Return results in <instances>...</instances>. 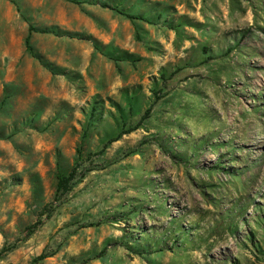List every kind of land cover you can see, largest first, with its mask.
Instances as JSON below:
<instances>
[{
	"label": "rangeland",
	"instance_id": "obj_1",
	"mask_svg": "<svg viewBox=\"0 0 264 264\" xmlns=\"http://www.w3.org/2000/svg\"><path fill=\"white\" fill-rule=\"evenodd\" d=\"M73 1L0 0V264H264V0Z\"/></svg>",
	"mask_w": 264,
	"mask_h": 264
},
{
	"label": "trees",
	"instance_id": "obj_2",
	"mask_svg": "<svg viewBox=\"0 0 264 264\" xmlns=\"http://www.w3.org/2000/svg\"><path fill=\"white\" fill-rule=\"evenodd\" d=\"M67 1H70L72 3H76L75 1L73 0H67ZM112 10L116 11L118 14L126 17L127 19H130V20H140V21H144L146 22V19L145 17L141 16V15H131V14H128L124 11H121L119 9H116V8H112ZM26 44V48L29 50V46H28V39L26 40L25 42ZM236 45L234 44L233 47H229L226 49V51L224 53H218L216 55H214L213 57H211L210 59H217L221 56H228L233 49H236L235 47ZM180 70V69H178ZM163 97V95H160L159 93H154V99H153V103H156L157 101H159L161 98ZM150 111L151 109L148 108L144 111V113L142 114V116L140 117L139 121L131 126V127H128L127 129H125L124 131L120 132L117 136L109 139L108 141H106L101 149L96 152V153H93L91 156L93 157H98L100 156L104 151L105 149L107 148V146L112 143V142H115L117 140H119L123 135H127V134H130L132 133L133 131H136L137 129L140 128L141 126V123L143 121H145L148 117H149V114H150ZM90 171H93V169L91 168H88V169H83L81 168L80 166V162L77 161L74 166L71 168V170L69 171V173L67 175H64V174H61V173H58L57 174V184H56V188H55V194H54V201L58 200L60 197L66 195L68 192H70L74 186V184L81 178L84 177V175L87 173V172H90ZM50 208V207H49ZM47 212H50V211H47ZM42 216L43 214L40 213L38 215V218L37 220L32 223L30 226H28L25 230H24V233H23V237L17 241H15L13 244L9 245V246H3L1 249H0V259L6 255L7 253L11 252L12 250H14L17 246V244L19 242H22L24 241L25 239H27L28 237H30L38 228L39 226L42 224ZM48 216V214L46 215ZM255 223L260 227V228H263L264 227V212L262 210L259 211V214L257 213V215L255 216ZM106 249L103 248L101 252H104ZM47 257H49L46 253H42L40 254L39 256H37L32 262L33 263H38V262H41L43 261L44 259H46Z\"/></svg>",
	"mask_w": 264,
	"mask_h": 264
}]
</instances>
